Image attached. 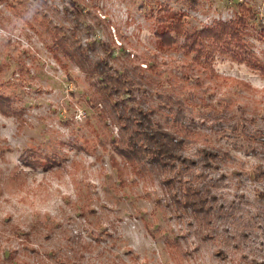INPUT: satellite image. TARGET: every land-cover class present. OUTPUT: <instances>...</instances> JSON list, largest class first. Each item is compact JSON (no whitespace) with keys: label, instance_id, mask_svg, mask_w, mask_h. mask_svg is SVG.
I'll return each mask as SVG.
<instances>
[{"label":"rangeland","instance_id":"rangeland-1","mask_svg":"<svg viewBox=\"0 0 264 264\" xmlns=\"http://www.w3.org/2000/svg\"><path fill=\"white\" fill-rule=\"evenodd\" d=\"M240 1L255 13L247 38L264 61V0H0L1 90L15 112L0 110V264H264V76L218 54L215 72L248 88L192 71L182 51L155 48L150 19L167 4L186 12L188 29L201 27L232 18ZM40 23L94 39L97 53L114 41V67L143 69L124 103L152 105L161 124L191 129L183 145L195 162L177 164L171 187L128 166L119 183L112 149L98 141L118 130L94 104L96 78L56 62ZM202 145L223 152L217 165L200 163ZM51 157L57 163L44 167ZM188 180L211 184L206 220L174 207Z\"/></svg>","mask_w":264,"mask_h":264},{"label":"trees","instance_id":"trees-1","mask_svg":"<svg viewBox=\"0 0 264 264\" xmlns=\"http://www.w3.org/2000/svg\"><path fill=\"white\" fill-rule=\"evenodd\" d=\"M237 5L233 17L228 20L218 19L212 24L188 29L185 26L186 12L173 9L167 4H160L158 13L150 16L156 36L155 48L164 52L182 51L184 57L194 64L188 67L192 71L205 72L217 81H229L236 88L245 90L248 84L244 80L218 75L213 67L214 57L218 54L243 62L264 76V61L254 52L247 38L252 20L256 18L255 13L247 3L240 1ZM75 14V22H80L79 13L75 12ZM40 26L43 29L37 28L38 34L44 38L56 62L62 63L61 59L68 58L88 76H95L96 80L90 81V85L94 86L92 98L94 104L101 106L99 113L110 118L114 125L117 124L118 130L116 135L98 141L102 147H106V143H109L112 149L109 160L111 166L116 169L119 183L121 185L125 183L124 167L128 166L129 170L134 171L143 180H152L154 173L171 187L175 182L173 176L178 177L184 166L195 162L191 155L185 152L183 145L185 140L182 132L191 129L168 128L165 124H161V121L155 117L156 110L152 105H144L140 101L131 107L125 104L123 97L127 95L135 98L136 84L139 86L143 83L141 78L136 77L139 76L136 69L138 71L143 69L136 64L131 68L124 63L114 67L109 60L113 57L114 41H109L106 46L102 44L105 46L104 50L97 53L94 39L81 40L75 32L59 35L58 32L49 31L48 23H40ZM260 32L264 38V27ZM153 63L152 61L148 67L153 66ZM189 74H191L189 71L182 72L184 78H188ZM5 84L6 82L0 80V110L2 113L14 114L8 97L1 90ZM194 151L199 154L200 163L208 167L217 165L220 156L223 155L222 151L206 145L197 146ZM116 155L123 158L124 164L121 165ZM48 160L45 165L43 160L39 161V159L30 160V163L37 161L44 167H52L57 163L52 157ZM172 194H175L171 197L174 207H180L198 216L200 220H206L215 200L211 184L207 181L198 184L188 180L180 193L175 191Z\"/></svg>","mask_w":264,"mask_h":264}]
</instances>
